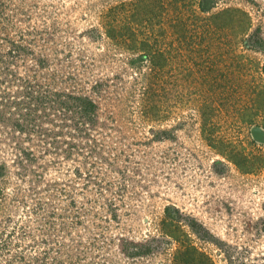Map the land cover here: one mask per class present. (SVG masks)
Masks as SVG:
<instances>
[{"label": "rangeland", "instance_id": "1", "mask_svg": "<svg viewBox=\"0 0 264 264\" xmlns=\"http://www.w3.org/2000/svg\"><path fill=\"white\" fill-rule=\"evenodd\" d=\"M256 127L264 0H0V264H264Z\"/></svg>", "mask_w": 264, "mask_h": 264}, {"label": "trees", "instance_id": "2", "mask_svg": "<svg viewBox=\"0 0 264 264\" xmlns=\"http://www.w3.org/2000/svg\"><path fill=\"white\" fill-rule=\"evenodd\" d=\"M216 2V0H199V7L201 8L202 11H208ZM111 31V29H110ZM109 31V33H110ZM245 45L250 46L253 45L255 46V44L251 43L249 44V41H245ZM146 48V55H148L149 53H151V49L148 48V46H145ZM151 85V84H150ZM151 89L152 87H146L144 88L143 91V95H144V100H146L147 102L150 100V94H151ZM73 98L75 99H81L80 102L82 103L81 105L84 107V112L88 113L91 112L92 109L94 108L95 104L94 102L89 99V98H84L82 96H73ZM80 106V105H79ZM239 153V154H237ZM236 154H227V155H233L232 159L234 160V162L239 166V167H244V170H249L250 166H243V164L240 162L239 157L242 156L243 159H245V155L237 152ZM246 161H249V158H246ZM251 161V160H250ZM252 165V163H251ZM166 216L170 217V218H175L177 217L175 214H173L171 212V207L170 206H166ZM169 219V218H168ZM173 219H169V221H164V228L166 230V233H170L172 232V222ZM176 219V218H175ZM193 229H194V224H191ZM174 234V233H172ZM175 259L174 262L175 264H214L213 261L210 259V257L204 253L203 251L199 250L196 246H194L193 244H189V243H181L179 245V247L176 249L175 252ZM202 257V258H201Z\"/></svg>", "mask_w": 264, "mask_h": 264}, {"label": "water", "instance_id": "3", "mask_svg": "<svg viewBox=\"0 0 264 264\" xmlns=\"http://www.w3.org/2000/svg\"><path fill=\"white\" fill-rule=\"evenodd\" d=\"M255 130V133H257L256 135H258V139L264 141V129L261 127H256Z\"/></svg>", "mask_w": 264, "mask_h": 264}]
</instances>
